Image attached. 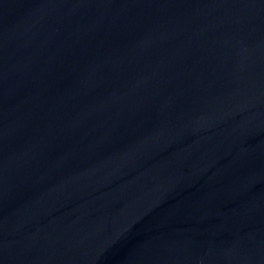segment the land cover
Here are the masks:
<instances>
[{
  "label": "water",
  "instance_id": "95a60500",
  "mask_svg": "<svg viewBox=\"0 0 264 264\" xmlns=\"http://www.w3.org/2000/svg\"><path fill=\"white\" fill-rule=\"evenodd\" d=\"M0 264H264V0H0Z\"/></svg>",
  "mask_w": 264,
  "mask_h": 264
}]
</instances>
